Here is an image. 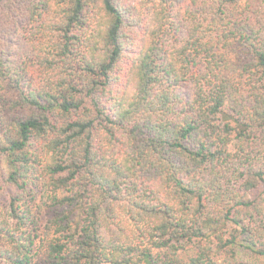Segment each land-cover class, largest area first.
Returning a JSON list of instances; mask_svg holds the SVG:
<instances>
[{"label": "trees", "instance_id": "trees-1", "mask_svg": "<svg viewBox=\"0 0 264 264\" xmlns=\"http://www.w3.org/2000/svg\"><path fill=\"white\" fill-rule=\"evenodd\" d=\"M254 259L264 0H0V264Z\"/></svg>", "mask_w": 264, "mask_h": 264}, {"label": "rangeland", "instance_id": "rangeland-1", "mask_svg": "<svg viewBox=\"0 0 264 264\" xmlns=\"http://www.w3.org/2000/svg\"><path fill=\"white\" fill-rule=\"evenodd\" d=\"M250 261L252 262V259H250ZM255 263L257 264H263V261L259 260V259H254L253 260Z\"/></svg>", "mask_w": 264, "mask_h": 264}]
</instances>
